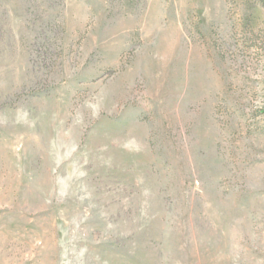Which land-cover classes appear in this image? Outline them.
Segmentation results:
<instances>
[{
	"label": "rangeland",
	"instance_id": "374dc122",
	"mask_svg": "<svg viewBox=\"0 0 264 264\" xmlns=\"http://www.w3.org/2000/svg\"><path fill=\"white\" fill-rule=\"evenodd\" d=\"M0 264H264V0H0Z\"/></svg>",
	"mask_w": 264,
	"mask_h": 264
}]
</instances>
